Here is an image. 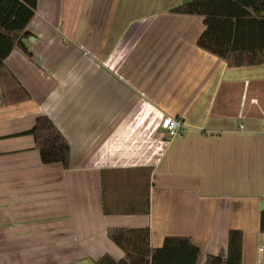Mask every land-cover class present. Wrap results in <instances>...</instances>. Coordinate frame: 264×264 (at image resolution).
Returning a JSON list of instances; mask_svg holds the SVG:
<instances>
[{"label":"crops","instance_id":"0c3cea01","mask_svg":"<svg viewBox=\"0 0 264 264\" xmlns=\"http://www.w3.org/2000/svg\"><path fill=\"white\" fill-rule=\"evenodd\" d=\"M185 2L38 0L5 60L30 99L5 104L0 87V264L120 260L117 227H149L153 249L189 237L198 264L241 229L242 264H264V64L200 48L203 17L171 11ZM42 114L69 168L23 134Z\"/></svg>","mask_w":264,"mask_h":264},{"label":"trees","instance_id":"16d2710c","mask_svg":"<svg viewBox=\"0 0 264 264\" xmlns=\"http://www.w3.org/2000/svg\"><path fill=\"white\" fill-rule=\"evenodd\" d=\"M37 5L38 0H0V87L5 104L30 99L5 60L35 16ZM171 11L202 16L205 30L197 45L225 60L229 67L264 64V0H187ZM23 134L33 135L43 164L69 168L70 144L47 115H39ZM107 234L124 256L116 260L106 254L98 264H198L201 255V248L184 236H167L162 247L153 249L149 227L110 228ZM242 256L243 231L231 229L226 257L209 255L205 264H242Z\"/></svg>","mask_w":264,"mask_h":264},{"label":"built area","instance_id":"2783aa9c","mask_svg":"<svg viewBox=\"0 0 264 264\" xmlns=\"http://www.w3.org/2000/svg\"><path fill=\"white\" fill-rule=\"evenodd\" d=\"M161 129H163L171 138L182 136L181 128L182 121L173 116H165L160 124ZM243 126L241 125V128Z\"/></svg>","mask_w":264,"mask_h":264}]
</instances>
